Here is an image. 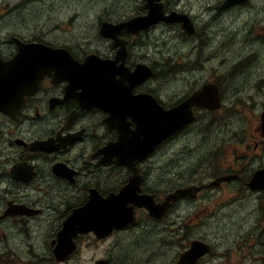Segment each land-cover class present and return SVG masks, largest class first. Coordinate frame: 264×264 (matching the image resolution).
I'll return each instance as SVG.
<instances>
[{
  "label": "flooded vegetation",
  "instance_id": "af4514ba",
  "mask_svg": "<svg viewBox=\"0 0 264 264\" xmlns=\"http://www.w3.org/2000/svg\"><path fill=\"white\" fill-rule=\"evenodd\" d=\"M142 1V13H134L130 17L125 14L108 16L99 21L97 36L104 42L102 47L78 51L57 39L11 37L10 42H4L0 38V56L6 62L18 53L19 44L16 38H19L27 43L37 41L52 47H66L80 63H85L88 55L92 54L102 61L110 60L111 67L106 72L111 76L119 72L121 67L124 73H128V70L134 73L140 64L147 65L152 71L150 76L140 80H122L117 73L112 82L107 79L101 84L90 81L85 85L80 80H72L52 69L38 81L33 93L26 92L29 81L22 77L24 70L19 71L22 75L13 85V95L1 101L4 109H0V264H46L47 260H50L49 264H110L113 258L111 238L122 232L137 230L145 224L152 225V230L146 232L151 234L155 231L153 227L163 223L169 225L168 233L180 242L194 237L183 250H179L171 264H181L182 254L191 248L194 240L207 242L212 247L211 253L196 259V264H201L209 256L218 254L216 246L204 236L195 237L183 220L177 222L168 218L181 199L197 203L199 212L209 209L210 202L221 194L226 183H233L231 198L224 201L218 209L211 208L202 213L203 217L200 219L208 220L224 205H232L239 200L241 193H245L254 219L250 238L264 246V159H261L264 157V112L249 120L247 132L241 128L235 133L236 139L224 140L231 147L227 166L217 160L198 162L199 170L191 177L194 182L174 185L170 192L155 191L147 187L150 181L164 182L173 174L172 144L177 136L190 127L203 123L206 115L233 114L241 109L240 99L243 97L235 94L233 85L238 77H245L248 82L258 81L256 87L264 84V73L239 76L253 58L260 55L255 52L258 49L255 39L264 43V36L242 39L241 44L236 45L234 50L245 47L247 51L236 54L235 60L212 59L215 56L213 51H220L238 41L226 40L224 36L220 39L224 43L216 44L213 39L205 37L206 27L200 28L190 13L178 9L177 0H164L167 13L178 11L190 15L194 22L192 33L183 29L182 31L187 40H197L189 48L190 54H196V64H182V70L197 66L202 72V78L190 88L175 89V78L158 74V68L142 53L140 44L144 42V36L150 37L155 27L138 33L123 29L118 34L122 43L119 47L114 44L113 38L100 33L101 24L105 21L120 23L146 13L145 0ZM225 1L215 0V5L208 8L212 10L209 11L212 18L221 17L224 13L247 6L251 2L246 0L241 4L223 7ZM167 24L170 23H160ZM246 25L250 26L244 28L248 35L257 31V28L264 31L263 27H258L255 23L248 22ZM230 30L220 25L211 32L210 37L215 33L226 35ZM121 45L125 49L123 56L119 58L117 55ZM206 48L211 50L207 55L204 54ZM207 60L211 63L206 64ZM259 60L262 61L260 57ZM177 77L180 75H176ZM165 78L171 84L170 93L164 92L161 86ZM206 85H211L213 91L218 92L217 98L209 102L208 107L194 103V120L154 145L147 155L127 153L126 145L120 144L122 140H132L137 135L138 124L134 117L137 110L143 107L158 109L153 98L164 110H169ZM249 87L252 86L249 84L247 88ZM98 90H101L103 97H100ZM118 106L120 113L125 115L123 133L119 129L118 120L110 122L111 112ZM51 121L58 125L54 130L47 127ZM242 135L243 138L240 139ZM141 137L144 138L143 135L139 138ZM77 148L82 153L83 161L80 167H73L66 157ZM159 158L168 160L166 173L161 176L158 173L162 167ZM219 178L226 179L216 184ZM236 184L239 187L234 186ZM191 186L201 189L194 190L193 196L185 195L169 201L167 212L160 218L152 216L146 206L140 205L143 204L142 200L135 196L136 190L145 204H157L158 201L163 203L170 194ZM124 188H128L125 198L121 197ZM95 194L104 201L96 202L99 204L97 210L91 208L83 212ZM111 195L116 196L115 200L113 204L109 200L107 206L106 199ZM124 206L129 209L126 210ZM116 208L123 211L120 220L125 219L126 210L135 216L136 224L114 229L110 233L107 230L110 210ZM71 217V228L66 230L65 225ZM49 221L54 224L52 233L49 231L46 237H42L44 226ZM261 253L263 254L259 258L264 260V247L259 255Z\"/></svg>",
  "mask_w": 264,
  "mask_h": 264
},
{
  "label": "rangeland",
  "instance_id": "374dc122",
  "mask_svg": "<svg viewBox=\"0 0 264 264\" xmlns=\"http://www.w3.org/2000/svg\"><path fill=\"white\" fill-rule=\"evenodd\" d=\"M177 1L176 6L180 11L190 13L200 28L206 27V38L213 39L216 44L224 43L220 40L224 36L226 40L238 41L220 51H213L215 56L212 59L221 61V59L230 58L235 60L236 54L247 51L245 47H241L237 51L234 50L236 45L241 44L242 39L264 36V31L258 30V28L257 31L249 35L244 30V28L250 27L246 25L248 21L244 17L249 12L255 11L262 0H251L247 6L237 7L216 19L211 15L207 21H202L199 13L206 14L212 11L208 8L215 5V0ZM142 9V0H0V38L4 42H10L11 37L57 39L64 44H70L78 51L90 47H102L104 42L97 36L100 20H104L108 16L117 17L122 14L130 17L134 13H142ZM254 23L258 27L264 28V22L256 21ZM220 25L231 30L226 35L215 33L210 37L211 32ZM163 26L168 32H174L175 36H168L167 39H164L165 32L162 31L157 35L156 30L159 26H156L151 31L150 37L144 36V42L140 44L143 56L158 68V74L175 78V89L190 88L202 78V72L197 69V66L182 70V64L188 66L196 64L195 59L191 58L196 54H190L189 48L195 45L197 40H187L179 24ZM174 40H178L179 43H173V48L186 44L189 46L188 51L180 55L175 53L172 56L166 55L169 41ZM255 45L258 47L255 52H259L261 56L256 55L244 73L239 76L264 73V43L255 39ZM158 56L161 57V60L156 59ZM259 57L262 61L259 60ZM205 63L209 64L211 61L207 60ZM186 74L188 75L182 77ZM176 75H180V77L176 78ZM246 79L238 77L233 84L235 94L238 97H243L240 99L242 106L239 111L233 114L206 115L203 123L190 127L174 139L172 144L173 171L183 169L191 179L194 173L199 170L198 162L206 163L217 160L223 166L228 165L231 147L227 146L224 140L236 139L235 133L239 132L241 128L247 132V123L256 116L253 109L257 104L264 105V84L256 87L258 81L248 82ZM249 84L252 87L247 88ZM161 86L164 92L170 93L169 79H163ZM249 95L254 97L248 98ZM242 138L243 135L240 139ZM167 161V158H159L160 166H162L158 171L160 176L166 173ZM232 184L226 183L223 186L225 189L212 199L209 209H218L224 201L231 198ZM238 198L239 200L232 205H224L220 211L216 212V215L211 216L208 220L200 218L203 217L202 213L209 209L199 212L197 203L188 202V204L194 203L195 207L182 219L183 222L191 228L195 237L204 236L210 243H213L218 253L209 256L201 264L264 263V260L259 258L263 254L259 255V251L264 246L250 238L254 228V219L251 208L247 204V196L245 193H241ZM153 228L155 231L147 234V231L152 230V225L145 224L137 230L122 232L119 236L111 238L113 258L110 264H154L157 259L164 258L163 250L173 242L181 251L194 238L190 237L184 242L178 241V238L168 233L169 225L166 223ZM50 233H52V229ZM211 252V250L207 251L206 254ZM49 263L50 260H47L46 264Z\"/></svg>",
  "mask_w": 264,
  "mask_h": 264
},
{
  "label": "water",
  "instance_id": "95a60500",
  "mask_svg": "<svg viewBox=\"0 0 264 264\" xmlns=\"http://www.w3.org/2000/svg\"><path fill=\"white\" fill-rule=\"evenodd\" d=\"M246 0H226L223 4V7H229L237 3H244ZM148 12L144 15H138L134 18L122 22V23H109L103 22L101 24L100 33L105 37H110L114 39V44L120 46L121 41L117 35L122 31V29H127L133 33H138L142 30H148L151 26L161 22H182V26L186 32L192 33L194 31V24L190 17L187 14L172 12L170 15H167L164 11V4L152 5L151 0H146L144 6ZM19 44L18 54L10 61L3 62L0 57V109H4L2 100L13 95V85L19 80V76L22 75L20 70H24V76L29 81V86L26 90L27 93H30L38 80L44 76V74L50 69L59 68L62 73L65 75H70L71 72L67 71L69 68H72V74L75 79H78L82 82L89 83L94 81L95 83L101 81L104 76L112 79L115 76V73L111 74L105 72V69L111 67L110 60L101 61L95 56L87 57L86 64H80L76 62L70 52L65 48H53L42 42H29L25 43L20 39H17ZM125 47L121 45V48L118 50L117 57L123 56V50ZM70 58L76 64L77 67L72 66L69 63ZM106 69V70H107ZM13 72V73H11ZM123 79L131 81L133 75L123 73L122 70L119 71ZM151 74L150 70H139L137 72V78L144 79ZM114 80V79H113ZM114 83H116L114 81ZM100 97H103L101 90H98ZM214 98H213V97ZM218 96L217 91H213L211 85H206L202 90L195 92L190 98L182 101L176 107L164 110L160 105L154 100V105L156 108H147L144 107L140 110H137L134 117L137 120V130L136 136L132 140H122L121 145H126L127 153L132 152L136 155L145 156L157 143H161L164 139L169 138L174 133L179 131L182 127L193 121L195 114L192 113V105L194 103H200L203 107H208L209 102L214 101ZM124 118L125 115L121 112L120 107L118 106L114 109V112H111L110 122L113 120H118L120 123L119 129L123 133L125 130L124 127ZM264 120V113H263ZM141 135L144 138H139ZM264 173V171H262ZM218 183V182H217ZM199 188H196L198 190ZM193 188H186L183 190H178L168 196V199L160 204V207L156 206L151 207L152 203L148 204V208L151 210V215L160 217L162 214H165L169 208V201H175L179 197H182L186 194H191ZM126 191L124 188L123 192ZM121 193V197L122 194ZM114 195H111L106 199L107 206L110 200V203L113 204L115 200ZM97 201H104L99 195L95 194L92 196L89 204L83 209V212H87L91 208L97 210L98 205ZM142 203L146 202L142 199ZM106 211V210H104ZM122 209L116 208L115 210H110V221L107 223V230L110 232L114 228L120 227L119 224L120 216L122 215ZM103 218V217H102ZM73 217H71L66 225V230L71 228V222ZM86 230L88 228H81ZM200 242H193L192 249L187 253H194L196 255L201 253ZM185 254L183 255L184 258ZM182 258V259H183ZM180 264V263H179Z\"/></svg>",
  "mask_w": 264,
  "mask_h": 264
},
{
  "label": "clouds",
  "instance_id": "9594fccd",
  "mask_svg": "<svg viewBox=\"0 0 264 264\" xmlns=\"http://www.w3.org/2000/svg\"><path fill=\"white\" fill-rule=\"evenodd\" d=\"M164 0H151L152 5H159L163 3ZM201 20L202 21H207L212 13H199ZM245 20H247L249 23H254L256 21L264 22V0L256 7V10L253 12H249L247 16L244 17ZM165 32L164 39H167L168 36H175L174 32H168L163 25H160L159 28L156 30V34L159 35L161 32ZM110 43V42H107ZM173 43H179L178 40L174 41H169L167 48L168 51L166 52V55L172 56L173 53L180 55L183 53H186L188 51V45H179L177 48H173L172 44ZM211 50L210 49H205L204 54L207 55ZM194 59L195 57H191ZM157 60H161V57H156ZM147 62V61H146ZM116 67V66H115ZM120 68V67H116ZM127 69V68H125ZM128 70V69H127ZM120 72L115 73L116 74ZM128 74L132 75L134 73L129 72ZM121 78V74H120ZM119 78V79H120ZM254 113L259 115L261 112H264V107H261L259 104L253 109ZM57 123L55 121H51L49 125L47 126L49 129H55L57 127ZM142 139V137H141ZM57 159H65V157H57ZM67 160L71 161V164L73 167H80L82 165L83 161V156L79 148L71 151L68 156L66 157ZM261 159H264L262 157ZM194 182V180L190 179L187 172L183 169H178L173 172V174L169 175L164 182H155V181H150L148 186L152 190L155 191H162V192H170L172 189V186L177 185V184H182V183H191ZM205 183L207 182L206 180L204 181ZM236 187H239V184L234 185ZM135 196L138 199H143V197L139 196L138 191L135 190ZM161 204V202H157V205ZM157 205H152V206H157ZM125 207V206H124ZM195 207V204H188L187 201L181 199L179 201V204L175 207L174 211L170 213L169 219L170 220H176L179 222L182 220L189 212H191ZM128 210L129 208H126ZM131 210V209H130ZM54 227V224L49 221L48 223L45 224L44 229L41 233L42 237H46L48 232ZM70 239V237H69ZM164 252V258L163 259H157L154 261V264H171V261L176 257L177 253L179 252V248L176 246V244H171L169 247L165 248L163 250ZM181 264H196V258L194 253H186L184 258L181 261Z\"/></svg>",
  "mask_w": 264,
  "mask_h": 264
},
{
  "label": "bare ground",
  "instance_id": "6f19581e",
  "mask_svg": "<svg viewBox=\"0 0 264 264\" xmlns=\"http://www.w3.org/2000/svg\"><path fill=\"white\" fill-rule=\"evenodd\" d=\"M163 65V64H162ZM160 66V65H159ZM166 66V65H165ZM162 67V66H161Z\"/></svg>",
  "mask_w": 264,
  "mask_h": 264
}]
</instances>
